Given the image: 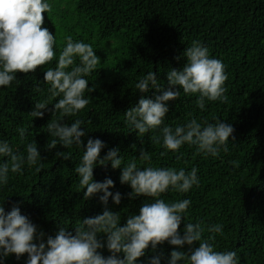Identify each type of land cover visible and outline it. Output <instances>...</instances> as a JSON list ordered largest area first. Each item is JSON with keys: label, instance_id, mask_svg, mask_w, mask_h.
Masks as SVG:
<instances>
[{"label": "trees", "instance_id": "obj_1", "mask_svg": "<svg viewBox=\"0 0 264 264\" xmlns=\"http://www.w3.org/2000/svg\"><path fill=\"white\" fill-rule=\"evenodd\" d=\"M52 4L42 27L56 38L57 58L66 45L65 37L72 36L74 41L91 44L101 59L98 69L87 77L89 87L95 85L92 93H86L90 104L78 116L63 117V121L71 124L82 119L87 128L82 138L85 147L89 138L106 143L101 157L119 147L127 163L144 147L152 166L186 171L198 168L199 186L188 193L169 191L162 198L166 202L190 198L186 223H200L205 229L223 225L224 234H216L217 251H236L240 264H264V0H52ZM194 40L207 46L210 55L226 66L228 100L209 102L201 111L195 105L196 97L185 96L181 90L180 98L169 102L165 122L175 126L191 118L212 123L219 118L231 124L236 139L219 158H205L188 145L180 149V159V153L162 156V143H155L152 133L138 138L124 118L143 95L135 89L138 79L154 71L167 86V71L183 68L187 63L183 54ZM56 62L38 66L35 72H19L18 84L0 89V139L26 155V143H21L18 132L24 127L27 142L36 141L44 158L40 172L25 165L22 174H10L7 186L0 189V202L5 200L6 213L19 206L21 214L45 233V242L61 226L74 234L81 220L102 214L104 208L100 194L84 200L79 188L74 168L80 163L82 149L46 147L53 139L47 124L60 114L45 111L43 118L30 114L36 102L47 98L44 72ZM157 94L153 89L147 95L154 98ZM52 107L50 104L49 109ZM57 152L71 158L64 160ZM137 163L146 166L139 159ZM120 175L121 170L112 169L110 163L94 169L96 181L111 178L115 187L110 191L122 194L121 204L117 206L109 198V207L121 213L123 225L129 214H139L148 198L131 199L128 194L132 189L120 183ZM184 226L182 222L181 233ZM208 235L205 231V237ZM188 247L183 250L187 252ZM174 249L176 246L164 242L155 252L149 247L147 256L162 255L161 264H166ZM103 255H110L106 248ZM26 260L27 254L20 260L13 254L6 264H26Z\"/></svg>", "mask_w": 264, "mask_h": 264}, {"label": "clouds", "instance_id": "obj_2", "mask_svg": "<svg viewBox=\"0 0 264 264\" xmlns=\"http://www.w3.org/2000/svg\"><path fill=\"white\" fill-rule=\"evenodd\" d=\"M52 10V0H0V89L10 88L14 82L18 84L19 72H35L38 66L56 59V66L44 72L48 96L36 102L30 114L34 118H43L45 111L60 114L47 124L53 139L46 147L48 150L58 145L82 149L80 163L74 168L79 188L83 190L84 200L100 194L104 208L102 214L81 220L74 234L61 226L56 235L48 236L45 242V233L21 214L20 207L13 206L6 213L3 200L0 202V264H6V259L13 254L17 260L27 254L26 264H161L164 257H148L147 250L151 247L155 252L164 242L176 246L166 264H240L236 251L216 250V234H224L223 225L205 229L200 223H186L191 199L166 202L162 198L169 191L188 193L199 186L198 168L186 171L152 166L151 155L144 147H140L138 157L127 163L119 147L111 148L101 157L107 145L99 138H89L85 147L82 138L87 128L83 127L82 119H75L71 124L63 121V117L78 116L90 104L86 93H92L95 85L89 87L87 77L98 69L101 59L91 44L74 41L72 36L65 37L66 45L57 58L56 38L47 27H42L44 14L50 15ZM183 55L187 63L182 69L167 71V86L154 71L138 79L135 89L143 95L124 113L125 122L138 138L152 133L153 141L162 143L165 149L162 156L169 152L180 153V149L188 145L205 158H219L222 152H229V143L236 139L231 124L219 118L214 123L191 118L175 126L165 122L169 102L177 101L181 90L185 96L196 97L195 105L201 111L207 109L209 102L228 100L225 86L228 75L223 62L212 57L208 47L196 40ZM153 89L159 94L149 98L147 94ZM53 100L56 102L50 103ZM18 132L21 143H26V155L18 154L7 140L0 139V189L7 186L10 174H22L25 165L34 167L36 172L43 169L44 158L36 141L27 142L26 128L21 127ZM182 155L180 153L177 159ZM57 156L64 160L71 158L65 152H57ZM137 159L146 166L138 165ZM109 163L112 169L121 170L120 183L130 186L131 199L148 198L140 206L139 214H129L123 225L121 213L109 207V198L117 206L122 202L119 191H110L115 182L111 178L103 182L94 179V169L98 165L107 167ZM182 222L185 226L181 233ZM205 231L210 235L205 237ZM185 245L189 246L187 252L183 250ZM105 248L110 255H103ZM142 257L145 260L141 261Z\"/></svg>", "mask_w": 264, "mask_h": 264}]
</instances>
